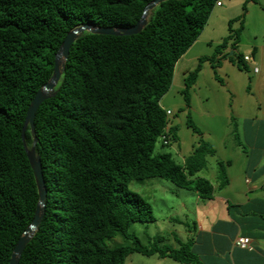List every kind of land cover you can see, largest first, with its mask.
I'll use <instances>...</instances> for the list:
<instances>
[{
  "label": "trees",
  "instance_id": "trees-1",
  "mask_svg": "<svg viewBox=\"0 0 264 264\" xmlns=\"http://www.w3.org/2000/svg\"><path fill=\"white\" fill-rule=\"evenodd\" d=\"M152 1L0 0V264H10L39 203L22 131L33 98L53 75L61 44L84 23L134 26ZM217 1L166 0L138 34L86 31L74 42L55 96L37 111L36 135L30 126L26 131L29 148L38 138L48 193L40 228L19 264H126L134 253L203 264L189 242L180 248L146 245L130 232L133 224L157 218L129 185L163 178L203 198L213 195L209 180L193 178L215 153L212 145L200 141L185 163L155 149L171 122L161 100L173 85L176 64L201 36ZM238 39L230 25L217 54L231 41L236 48ZM237 59L240 64L241 56ZM205 60L186 72L187 106ZM187 124L201 133L189 116ZM120 234L133 244L107 243Z\"/></svg>",
  "mask_w": 264,
  "mask_h": 264
},
{
  "label": "rangeland",
  "instance_id": "rangeland-1",
  "mask_svg": "<svg viewBox=\"0 0 264 264\" xmlns=\"http://www.w3.org/2000/svg\"><path fill=\"white\" fill-rule=\"evenodd\" d=\"M221 1L223 3L227 2V0ZM216 7L217 5L215 9ZM239 11L238 17L241 19L236 21L235 18L230 22L232 29L239 34L236 45L237 51L234 53L231 48H228L227 51H222L225 52L226 58L228 60L231 59L232 62L229 60L226 63V58L220 59L218 57L219 54L215 51L217 47L215 42L211 44L213 45L212 48L206 44V39H210L211 37L218 39L224 33V37H227L230 34L229 24L228 28H226L225 24H222L223 26H216L214 25V19V21L208 22L204 28L205 31L203 32L205 35L199 41V44L204 48L203 53H205L207 59L205 61L208 64L206 65L205 61L203 62V70L200 71L198 88L190 90V105L187 106L186 104L184 109L179 106L185 100L181 92L185 81L184 70L188 67L187 72H190L196 68L195 62H189L186 65V59L192 56V52L185 57L184 63L181 61L175 69L172 89L161 101L166 109L171 108L174 112L170 123L176 137L173 143L177 148L180 146L182 150L177 149V152H175L171 147L163 146L161 142H158L155 153L170 151L178 162H182V156L188 155V151L191 149L189 144L191 142L194 143V140L198 144L204 140L218 152L215 159H221L225 143L236 142V136L240 140L242 139L245 147L249 149V145L243 140V119H246L248 139L253 138L249 135L250 125L264 122V0H246ZM238 55L242 58L240 64H238ZM245 55L251 57L250 62L244 60ZM219 62L221 65L225 63V66L222 68L220 64L218 65ZM256 67L258 68L257 73L254 70ZM213 68L216 69L217 80L219 82L217 85L212 81V74L215 73ZM220 84L225 86L221 87ZM195 109L200 112L211 113L213 116L201 118L195 112ZM188 116L192 118L201 133L194 132L188 126ZM207 124L210 125L208 126ZM208 133L209 136L205 137ZM261 137L264 141V127ZM223 167H226V162H224ZM167 184L175 186L171 181L163 178L135 180L130 183L129 188L131 190L140 193L153 203L154 213L158 218L156 223H135L132 225L130 232L135 233L146 245H152L156 241L160 247H164L167 244L174 248H180V244L187 243L183 239L187 238L186 231L188 230L189 223L191 225L194 224L191 219L194 202L191 200L187 201L189 211H186V213L188 212L189 217L187 214L184 218L180 217L179 213L182 202L180 204L177 202V197L174 193H169L165 197ZM175 188L178 187L175 186ZM163 198L165 199L163 200ZM172 201L175 203L172 204ZM170 216L174 217V219H171L173 222H168L169 220L164 218ZM185 218L188 221H185ZM178 221H182V223L187 222L188 225L183 224L181 226V223ZM191 230H193V226H191ZM190 241L188 242L190 243ZM107 243L111 247H115L118 245H132L133 241L120 234L114 238L107 239ZM177 243L178 246L175 247Z\"/></svg>",
  "mask_w": 264,
  "mask_h": 264
},
{
  "label": "crops",
  "instance_id": "crops-1",
  "mask_svg": "<svg viewBox=\"0 0 264 264\" xmlns=\"http://www.w3.org/2000/svg\"><path fill=\"white\" fill-rule=\"evenodd\" d=\"M245 1L246 0H227L226 3L221 1L222 4L217 6L216 9L214 8L215 10H213L208 22L210 23L215 19L214 25L223 26L222 24H225L226 28H228L229 24L230 31L231 20L236 18V21H238L241 19L238 17L240 12L239 9ZM204 35L205 34L203 32L198 40L180 58L176 64V68L181 63V61L184 63L185 57H187L190 52H192V56L186 59V65L189 62H195L197 66L200 59L202 57H206L205 53H203L204 48L201 46V44H199V41L204 37ZM224 36L225 33L218 39L213 37L206 39L207 46L212 48L213 45L211 44L213 42H215V44L218 46L224 40ZM232 43L233 41L229 43L228 47L224 51H227L228 48H231V50L235 53L237 49L232 45ZM218 57L220 59H225V52H221ZM229 60L232 62L231 59ZM229 60L226 58L225 62L227 63ZM205 64L207 65L208 62L205 61ZM219 64L221 65L220 62L218 65ZM221 66L223 68L225 63H222ZM187 70L188 67L184 70L185 77ZM213 70H215V73L212 74V81L217 85L219 82L217 80L216 69L213 68ZM257 72L255 71V73ZM200 73L196 82L191 87L193 90L198 88L201 75ZM220 86L224 87L225 85L220 84ZM184 88L185 81L183 89ZM179 106L184 109L186 106V101L184 100L181 102ZM163 108L166 109L164 106ZM166 110L172 109L167 108ZM195 112L201 118H210L213 116L211 113L203 111L200 112L196 109ZM243 121V140H245V143L249 145V149L245 147L244 141L242 142V139L239 141V143L237 141H231L228 143L226 142L223 149V157H221V159H215L216 154L218 153L215 150L213 155H209L207 157V166L202 171L198 172L195 177H193L194 179L205 178L211 182L214 188L212 197L203 198L200 196L198 191L178 187L174 183L173 185L177 186L178 188L167 184V193L165 194V197L169 193H174L176 194L177 202L179 204L182 202L179 213L180 217L184 218L186 214L189 217L188 212L186 213V211H189L187 201L191 200L194 202L193 216L191 218L194 224L191 225L189 223L188 225L187 222H178L181 223V226L183 224L189 226L187 227L188 230L186 231L187 238L183 240L186 242L191 240L190 243L192 250L200 258L203 264H264V141L261 137L264 122L253 123L250 125L249 135L253 138L248 139L246 119H243ZM207 125L209 126L210 124ZM170 127L171 124H169V128ZM208 136L209 133L205 137ZM189 145L191 149H189L188 155H181L182 162L179 163H185L187 157L193 154V151L198 143L196 140H194V143L191 142ZM170 147L175 152H177V149L182 150L180 146L177 148L173 141ZM228 149L229 151H227ZM222 162L223 165L224 162H226L224 178L220 175L219 171V165L220 163L222 164ZM145 199L153 207V203L147 198ZM164 199L165 198H163V200ZM171 203L174 204L175 202L172 201ZM164 218L169 220L168 222H173L171 219H174L173 216ZM187 218H185V221H188ZM157 221L158 218L153 223H156ZM172 226H174V224H172ZM176 226L179 227L178 225ZM191 226H193V230H191ZM240 236L250 238V248L244 249L236 245V240ZM176 246H178V243L175 245V247ZM126 264L184 263L174 261L169 257H160L157 254L147 256L140 253H134L128 257Z\"/></svg>",
  "mask_w": 264,
  "mask_h": 264
},
{
  "label": "water",
  "instance_id": "water-1",
  "mask_svg": "<svg viewBox=\"0 0 264 264\" xmlns=\"http://www.w3.org/2000/svg\"><path fill=\"white\" fill-rule=\"evenodd\" d=\"M166 0H153L152 2L148 3L142 18L134 25L130 27H98L91 23H84L75 29L68 32L66 38L64 39L63 43L61 44L56 58H55V67L52 77L48 82L44 84L42 88H40L35 97L33 98L27 113V117L24 123L23 131H22V139L24 142V146L27 152L28 159L34 171V175L36 178L38 190H39V203L37 206V210L35 216L30 224V226L26 229L24 234L18 240L14 251L11 256L10 264H19L22 254L31 241L32 237L35 235L37 230L40 228L42 220L44 218L46 212V198H47V186L46 180L44 178L43 173V164L42 159L38 156L36 151V143L38 138L35 136L33 145L31 148L28 147L26 142V131L30 126L32 129V133L36 135V126H35V118L38 109L40 108L41 104L55 96L56 94V87L58 86L64 69L66 68V61L70 55V49L74 42L86 31L91 33L97 34H104V35H133L140 33L144 27L148 24V17L149 14L162 2Z\"/></svg>",
  "mask_w": 264,
  "mask_h": 264
},
{
  "label": "built area",
  "instance_id": "built-area-1",
  "mask_svg": "<svg viewBox=\"0 0 264 264\" xmlns=\"http://www.w3.org/2000/svg\"><path fill=\"white\" fill-rule=\"evenodd\" d=\"M221 4H222L221 1H217V3H216L217 6H220ZM244 60L247 62H250L251 57L249 55L244 56ZM254 70L257 72L258 68L256 67ZM166 112H167V116L169 119L174 114L172 110H167ZM160 140L164 145L171 146L173 140H172V134L170 132L169 126L166 127L165 133L160 137ZM236 245L241 247V248L248 249V248H250L251 240L248 237L240 236L236 240Z\"/></svg>",
  "mask_w": 264,
  "mask_h": 264
}]
</instances>
